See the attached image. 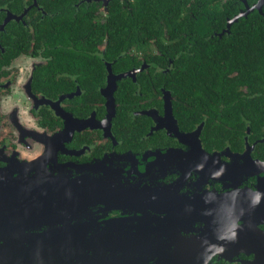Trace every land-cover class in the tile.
<instances>
[{
  "label": "flooded vegetation",
  "instance_id": "1",
  "mask_svg": "<svg viewBox=\"0 0 264 264\" xmlns=\"http://www.w3.org/2000/svg\"><path fill=\"white\" fill-rule=\"evenodd\" d=\"M256 2L171 0L169 30L159 0H0V182L30 180L0 199L13 264H264V134L240 108L256 94L168 84L209 37L250 44ZM170 110L200 134L174 135Z\"/></svg>",
  "mask_w": 264,
  "mask_h": 264
},
{
  "label": "trees",
  "instance_id": "2",
  "mask_svg": "<svg viewBox=\"0 0 264 264\" xmlns=\"http://www.w3.org/2000/svg\"><path fill=\"white\" fill-rule=\"evenodd\" d=\"M159 2L167 19L164 24H167L170 30L169 18H171L172 12H170L169 4L171 0H159ZM246 29L251 31L250 33H243L241 39L247 40L248 37L251 43L246 42L245 46L240 41L234 42L233 38L222 43L221 39L209 37L203 44V47H206L205 50L181 54L180 62L183 63V66L174 70L175 72L170 77L168 84L177 94L181 95L228 93L233 90L235 83L240 85L241 90L244 85L249 86L256 94L255 106L250 110L247 102L241 100L240 108L242 113L246 115L245 118L249 120L253 133H258L260 136V134H264V15L255 13L252 26L248 25ZM221 46H225L227 51H219ZM235 46L242 48V50L235 51ZM223 61L225 63L221 66L214 65ZM236 62H240L242 65L239 68V75L227 78L224 74L228 71L226 69ZM178 116L181 124L188 120L184 115L179 114ZM202 119L204 118L198 116V121ZM241 120L243 119L241 118ZM207 126L210 127L209 121Z\"/></svg>",
  "mask_w": 264,
  "mask_h": 264
},
{
  "label": "water",
  "instance_id": "3",
  "mask_svg": "<svg viewBox=\"0 0 264 264\" xmlns=\"http://www.w3.org/2000/svg\"><path fill=\"white\" fill-rule=\"evenodd\" d=\"M254 8L255 9H258L263 14L264 13V0H257V2L254 5ZM248 12L249 11L245 12L244 15H247ZM242 16H243V14H240V16L235 17V19L233 21L237 20L239 17H242ZM169 115L173 119L172 125H174V127H175L174 130L176 131V132H173L174 135H178L182 140L187 141V138L190 137L192 134H196L198 136L200 134L202 128H203V125H201L195 132H193V133H187L186 134V133H184L180 129V127L178 125V122L175 119L172 110H170ZM247 150L248 151H246V154L249 153V155H250L251 148H248ZM162 154L163 153L157 154V155H162ZM169 156H172L175 159L169 165L172 166V168L178 167L180 163L177 160L176 151L173 150V151H169V152L163 154V157L170 158ZM130 157H133V160L135 162H137L139 160V158H137L136 156H122L120 158V161L128 160ZM258 163H260L258 165V167L261 168L262 171H264V162H258ZM107 164H108V161L107 160H105V159L99 160V161H97L95 163H92L89 166H87L85 168V173H87V174H89V173H91V174H100L102 176H105V175H107V174L110 173V168L107 167ZM149 165L150 166H147V170H146L147 173L152 170L151 166L152 167L156 166V163L154 161H152ZM161 166H165V163H161ZM247 166L250 167V165H247ZM253 168H255V165L253 166ZM250 174H254V171L247 170L244 173L245 176H248ZM29 181L30 180H8V181H1L0 182V199L8 198L6 196H2L3 193L10 192V193H17V194H19V193H22L23 190H26V189L28 190L27 185H29ZM95 181L96 180L92 181V180L86 179V180L79 181V183L80 184H84V183L90 184V182H95ZM99 182H105V180H98V181H96V183H99ZM34 183L38 184L39 181H34ZM45 183H48L49 184L50 182L45 181ZM39 189L45 191V190H49L50 187H48L46 189L45 188H42V187H39ZM86 189H88V188H86ZM1 230H3V229H0V232H1ZM9 231L14 232V233H17L19 231V229H16V228H14V229H6V234H4V236L8 237L9 236ZM81 231H83V227H81ZM0 236H2V235L0 234ZM0 238L1 239H4V237H0ZM8 248H9V243L8 242L4 243L3 245H0V264H13L14 263L13 261L11 262L9 260L8 254L5 252L6 249H8Z\"/></svg>",
  "mask_w": 264,
  "mask_h": 264
},
{
  "label": "clouds",
  "instance_id": "4",
  "mask_svg": "<svg viewBox=\"0 0 264 264\" xmlns=\"http://www.w3.org/2000/svg\"><path fill=\"white\" fill-rule=\"evenodd\" d=\"M259 200H260V194L257 193L256 196L253 197L252 203L253 204L259 203Z\"/></svg>",
  "mask_w": 264,
  "mask_h": 264
}]
</instances>
